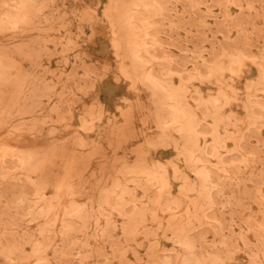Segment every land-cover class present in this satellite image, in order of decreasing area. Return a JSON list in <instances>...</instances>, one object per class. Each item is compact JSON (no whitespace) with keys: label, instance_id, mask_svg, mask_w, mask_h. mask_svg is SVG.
<instances>
[{"label":"rangeland","instance_id":"rangeland-1","mask_svg":"<svg viewBox=\"0 0 264 264\" xmlns=\"http://www.w3.org/2000/svg\"><path fill=\"white\" fill-rule=\"evenodd\" d=\"M0 264H264V0H0Z\"/></svg>","mask_w":264,"mask_h":264},{"label":"bare ground","instance_id":"bare-ground-1","mask_svg":"<svg viewBox=\"0 0 264 264\" xmlns=\"http://www.w3.org/2000/svg\"><path fill=\"white\" fill-rule=\"evenodd\" d=\"M146 2V1H145ZM144 2V3H145ZM147 3V2H146ZM143 5V4H142ZM144 6V5H143ZM148 6V5H147ZM5 19V18H4ZM7 20H9V19H7ZM3 22V21H2ZM15 22V21H14ZM141 57V56H140ZM152 76V75H151ZM146 77H149V75L148 76H146ZM150 79V78H149ZM154 79V78H153ZM157 82V81H156ZM155 82V83H156ZM154 86H156V85H154ZM175 111V110H174ZM174 114V113H173ZM179 114V113H178ZM175 117V116H174ZM176 117H178L177 115H176ZM176 117H175V121H178V118H177V120H176ZM173 118V117H172ZM180 120V119H179ZM183 127V126H182ZM181 128V127H180Z\"/></svg>","mask_w":264,"mask_h":264}]
</instances>
